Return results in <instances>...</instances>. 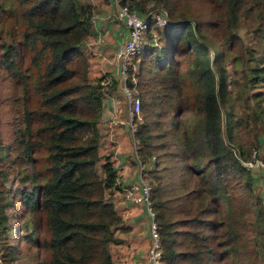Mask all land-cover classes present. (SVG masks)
I'll use <instances>...</instances> for the list:
<instances>
[{"label": "trees", "instance_id": "16d2710c", "mask_svg": "<svg viewBox=\"0 0 264 264\" xmlns=\"http://www.w3.org/2000/svg\"><path fill=\"white\" fill-rule=\"evenodd\" d=\"M116 1V6L133 8L138 15L148 2L166 13L165 27L158 33L161 46L150 39L131 59L126 78L139 100L132 135L138 141L139 161L148 165V199L161 264L253 262L264 248L259 241L264 236V207L253 199L241 155L258 143L257 116L235 140L229 110L217 107L226 81L221 74L215 77L209 51L217 61L225 49L233 50L244 85L264 82V0ZM203 3L208 12L201 17L196 10L204 8ZM15 9L19 30L10 21L0 34V72L17 93L10 110L0 111V231L8 226L6 208L12 200L5 181L14 159L29 163L34 149H42L44 175L41 182L35 175L22 176L35 185L21 200L27 208L39 205L43 212L48 263L113 264V247L125 241L116 231L127 234L131 224H121L124 218L114 196L121 188L111 155L99 153L102 81L110 76L106 85L112 89L116 79L104 71L89 80L83 45L95 33L96 7L79 0H0V22ZM240 17L253 20L246 26L250 32L262 30L256 36L257 45L262 44L258 54L243 45L234 30ZM145 19L150 25L149 17ZM23 49L32 52L30 63L37 68L32 78L20 69ZM185 80L196 94L197 110L190 115L191 107L180 95ZM29 87L38 96L33 108L24 104ZM248 200L252 204L245 206ZM19 227L27 230L24 223ZM30 237L29 232L26 239ZM18 251L2 245L3 262L17 257Z\"/></svg>", "mask_w": 264, "mask_h": 264}, {"label": "rangeland", "instance_id": "374dc122", "mask_svg": "<svg viewBox=\"0 0 264 264\" xmlns=\"http://www.w3.org/2000/svg\"><path fill=\"white\" fill-rule=\"evenodd\" d=\"M86 1V0H81ZM191 1V0H186ZM91 2V1H90ZM94 3V1H92ZM116 4L117 1L115 0ZM191 2L194 3L192 0ZM184 3V2H183ZM182 3V5H183ZM204 8H198L196 11L197 13L202 14L201 17L207 14L208 7L204 5ZM98 10H96L97 16H100L101 14H104L105 10L102 8H99L98 6H95ZM145 11L140 13L141 17H149L152 14H158L160 16H166V13L163 9L158 7V5H154L153 3H146L144 5ZM195 7V6H194ZM109 10V9H108ZM103 11V12H100ZM107 11V10H106ZM164 11V12H163ZM116 11H114L115 14ZM165 13V14H164ZM113 14V18H114ZM264 15V14H263ZM151 20V18L149 17ZM10 21L13 23L14 27H17V31L19 30V17L17 15V10L15 9L14 15L11 18L4 17V20L0 22V34H4L5 31L8 29V25L10 24ZM152 21V20H151ZM166 21V18H165ZM253 20L250 23V20H245L238 18L237 21V27L234 29L235 32L240 36L241 43L249 44L250 46L254 47V53L258 54V52L261 50V45H257V38L256 36H259L262 33V30L258 31L257 33H253L249 31V28L246 26L251 25ZM118 23V22H117ZM153 23V22H152ZM151 23V24H152ZM164 26H157L152 24V26L148 29V32L145 34L144 38V45L147 44L150 39L155 41L153 44L156 45V47L161 46L162 39L158 38V33L162 31ZM256 34V35H255ZM255 35V37H254ZM8 41V35L5 37ZM97 37H94L92 35L91 37L87 38L84 42L83 48L85 49L86 56L89 62L88 66V76L89 80H93L101 75H103L105 67L108 66V69L111 70V65H108L107 62L100 57V55L97 54V52L92 51L93 44ZM17 40V39H16ZM161 40V41H160ZM122 41H120L118 44H120ZM180 44V43H179ZM143 45V47H144ZM183 45V44H182ZM216 48L219 49V46L214 44ZM225 53L217 60L214 61L212 57V50L210 49V66L211 69L214 72L215 77L217 78L219 74H221L226 81V93L225 96L222 99H218L217 107L221 112L228 111L231 115V118L234 120L233 122V128L232 133L234 135L235 140L238 137L239 132L242 130V128L246 125H248L249 122H251L252 118H254V115L257 116L255 118L257 129H258V143L254 146L250 147L249 152H246L245 155H241V161H252L254 158H257L260 160L261 163H258L254 165L252 168H249L243 165L248 169V172L251 177V192L253 199H260L262 206L264 207V82H260L257 85L253 86H247L244 85L243 79H242V73H241V67L239 64H237L234 59V51L225 49ZM94 52V53H93ZM20 69H22L23 72L26 71L27 74L30 75L32 78L36 74V66H34L32 63H30V57L32 55V52L29 50H24L20 53ZM137 59L134 60V65L136 66ZM107 65V66H106ZM40 70L42 71V65L39 66ZM116 80H118L116 78ZM107 84L106 77L102 81V106L100 111L98 112V126L101 129L100 124V116H103V112H105L106 108L109 109V111H113V116L115 113H117L118 116H123V118H126V109H127V100L124 97L122 91H121V82L120 85H115L114 89H111ZM21 85V84H20ZM183 90H181V97L185 98L186 105L191 107L189 111H187L190 114L193 113L194 110H197L195 106V97L194 95V89L189 83V81L185 80L183 83ZM18 84V89L19 88ZM30 90V94L28 97H24V100H27L24 104L27 108H33L36 106L37 103V95L32 94L31 87L28 88ZM133 90V89H132ZM133 94L134 91H132ZM16 88L14 85L10 82H8L5 77L3 76V72H0V111L2 110H10V106L12 103L13 95H16ZM112 95L114 97L115 101L113 104V107L110 106V103H107L106 106V99L108 96ZM24 96V94H23ZM22 111V107H21ZM115 111V112H114ZM140 115V107L138 109L137 115ZM116 117H112L106 120L107 123H109L111 126L115 124L117 121L115 119ZM109 121V122H108ZM116 121V122H115ZM30 127L35 126V122L33 119L30 120ZM127 128V136L126 142H123L122 147L127 148V150L130 152V157L136 164V168L138 167V162L140 163L141 167L143 168L146 164L141 163L139 161L138 154L136 152V149L133 148L132 144L135 141H133V133ZM221 134L224 136V128L221 126ZM101 136V135H100ZM104 138V137H103ZM100 140V137H99ZM104 139L101 140V143L99 144V153H105L109 152L106 150H112L111 147H106L105 144L102 143ZM228 147H231L233 151H237L235 145L231 146L229 143H227ZM121 150V148H120ZM254 152V153H253ZM122 153V151H120ZM31 161L21 163L18 159H14V162L12 164L11 169L8 171V178L5 181V185L8 188L9 195L11 196V202L8 204L6 208V213L8 216V226L6 227V230L4 232L0 231V264H49V252L45 249L43 246V241L46 239L47 230L45 229L44 225V215L41 209L39 208V205H34L31 208H27L25 204L23 203V198L27 193L31 192L35 183L30 181L27 177V179H22V176H31L35 175V177L38 178V181L41 182V178L44 175V170L46 167V157L45 152L42 149H34V151L31 153ZM138 158V159H137ZM97 165V164H96ZM98 166V165H97ZM145 170L143 168V171L141 172V178L148 182L150 185V180L146 174ZM137 179V177L135 178ZM120 198H123L122 194H119L118 198L116 197V200ZM123 200V199H122ZM127 205H136V206H128L126 208H121L123 211V214H125L124 209L128 210V217L130 221L133 222V228H130V230L127 232V234L120 232L119 230L116 231V235L121 237L122 235H125V241L117 247H113V264H117L119 262V259H124L126 257V254L131 251V254L137 253V247L138 246H146L149 244V237H148V228H147V221L144 219L142 211L143 210L142 205L139 203H131L128 201H125ZM252 204L251 200L246 201L243 203L245 206L248 204ZM251 208V207H249ZM134 212V213H132ZM132 213V214H131ZM139 213V217L136 218V216ZM146 216V213H145ZM136 218V220H134ZM147 218V216H146ZM126 218L122 219L123 226L126 224L125 222ZM26 224L27 230H23L21 227H19L20 224ZM22 226V225H21ZM248 229V228H247ZM31 234V237L26 239L27 233ZM250 231L248 229V236L250 235ZM130 238V239H129ZM261 243H264V236L259 239ZM8 244V246L13 247L15 250L18 251L17 257H14L12 260L8 262H3L2 259V245ZM262 250H259V253L253 258V262L247 263V264H264V248L261 246ZM136 249V250H135ZM259 249V248H258ZM135 250V252H134ZM124 255V256H123ZM126 262V261H124Z\"/></svg>", "mask_w": 264, "mask_h": 264}, {"label": "built area", "instance_id": "2783aa9c", "mask_svg": "<svg viewBox=\"0 0 264 264\" xmlns=\"http://www.w3.org/2000/svg\"><path fill=\"white\" fill-rule=\"evenodd\" d=\"M149 17L151 18L154 25L164 26L166 23L164 16L152 14ZM114 18L117 21H121L126 29V37L120 44H117L112 59L115 73L122 84L120 89L127 100L126 124L128 125V128L132 133L135 127L134 117L137 115L139 109V100L133 94L132 88L126 84L127 69L128 65H130L131 59L137 57L142 51L145 34L153 23L151 22L152 24L149 25L148 21L144 17L138 15L133 8H127L124 5L116 6ZM132 139L136 142L134 145V148H136L138 146V141L135 138ZM241 163L249 168H252L254 165L261 162L259 159L254 158L252 161H241ZM142 171L143 168L138 162V167L136 168L137 179L122 184L120 187L121 194L123 195L124 201L139 203L140 205H142L143 210L145 211L147 216L149 244L147 245L142 260L136 264H161L160 240L148 199L150 185L147 181L141 178Z\"/></svg>", "mask_w": 264, "mask_h": 264}, {"label": "crops", "instance_id": "0c3cea01", "mask_svg": "<svg viewBox=\"0 0 264 264\" xmlns=\"http://www.w3.org/2000/svg\"><path fill=\"white\" fill-rule=\"evenodd\" d=\"M92 1H94V3ZM83 2L90 3L94 6H98L99 8H102L104 6L103 9L105 10V12L100 11V12H103L104 14L97 16L95 15L96 14L95 13L92 17L94 19L93 20V29L95 32L94 37H97V39L95 40L93 44L92 51L94 52L96 51L97 54L100 55V57L107 62L108 65H111V70H109L108 66L106 65L107 67H105L106 69L104 71L112 72V75L114 76V78L118 79L116 80L117 84L120 85L121 81L115 73L112 57H113V53H114V50L117 44L120 41H123L126 37V29L121 21H117L113 18V14L116 8V2L115 0H86ZM97 13H98V10H97ZM109 77L110 76H106V80ZM114 101L115 99L114 97H112V95L108 96L106 99V106H107V103L109 102L110 106L113 107ZM114 116L116 117L115 119L117 122L115 121L116 123L113 124V126H111L112 124L110 125L109 124L110 122L108 121L109 123H107L106 120ZM114 116H113V111H109L108 108H106L105 112H103V116L102 117L100 116V124H101L100 135L101 136H100L99 144L101 143V140L104 139L102 143L105 144V148L111 147L112 150H106L109 152H105V153L111 155V158L113 160V166L115 167L116 174H117L116 182L121 187L122 184L135 180V178L137 177V173H136V166H135L136 164L131 159L130 152L127 150V148L122 147L123 142H126L125 136L128 137L127 128H126L128 127V125L126 124L127 113H126V118L125 117L123 118L122 115L118 116L117 113H115ZM132 146L134 148V144H132ZM120 151H122V153H120ZM143 168L148 169V165L146 164ZM119 194H121V189H120V192L115 193L114 195L115 198L118 197ZM122 199L120 198L118 202L120 210H122L121 208H126L128 206H133V207L136 206L133 204L127 205L126 202ZM124 211H125V214H123V211H122V214H123V218H126L125 222H128L129 224H131L130 228H133L134 221H130L129 218H127L128 215H130L128 214L129 213L128 210L124 209ZM142 213H143L144 219L147 221L145 213L143 211ZM138 217H139V213L136 216V218ZM136 218H134V220H136ZM146 248H147V245L138 246L136 254H131V251H129L126 254V257L124 259H119V262H117V264H136L138 263L139 261L142 260L145 254Z\"/></svg>", "mask_w": 264, "mask_h": 264}]
</instances>
